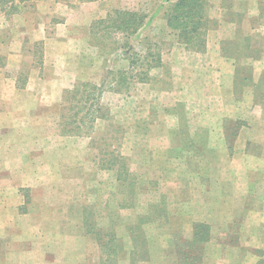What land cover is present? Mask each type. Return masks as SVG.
Wrapping results in <instances>:
<instances>
[{"label": "rangeland", "instance_id": "rangeland-1", "mask_svg": "<svg viewBox=\"0 0 264 264\" xmlns=\"http://www.w3.org/2000/svg\"><path fill=\"white\" fill-rule=\"evenodd\" d=\"M176 1L99 0L92 6L77 5L73 12V26H83L93 15L89 30L77 26L74 34L56 26V36L63 35L69 44L67 49H51L52 69L45 71L53 82L44 92L55 103L53 121L46 120L51 127L42 124L48 126L43 147L48 157L32 167L41 170L39 178L21 184L45 185L35 191V201L61 207L53 220L63 223L68 234L83 221L89 238L85 259L91 255V264H189L194 259L195 264H214L215 255H222L215 251L219 245L229 257L222 264H264V156L260 146L251 144L247 155L261 157L260 164L247 163L246 155L236 153L245 121L232 117L248 115L249 101L257 105L255 84L264 73V0H205L210 23L202 46L186 45L168 28L166 11ZM22 9L17 7L20 13ZM116 11L137 13L145 17L144 23L120 31L112 27ZM19 44L14 55L32 53L33 58L18 72L22 86L32 69L42 67L46 49L41 42L35 49H23L29 47L23 38ZM250 44L254 46L247 48ZM209 49H221L233 62L240 103L232 112L227 97L216 94L219 83L207 78L214 75L207 69ZM129 55L147 60L138 69L148 75L144 83L133 79L137 72L130 69ZM121 71L133 72L125 85L118 82ZM81 84L103 86V118L84 124L85 135L72 136L65 133L63 115L70 123L68 117L75 112L63 109L75 105L71 93ZM32 88L40 90L38 85ZM230 113L232 118L224 116ZM40 139L36 137V144L42 147ZM114 159L119 161L112 167ZM25 190L21 194H32V188ZM30 200L28 206L39 205Z\"/></svg>", "mask_w": 264, "mask_h": 264}, {"label": "crops", "instance_id": "crops-1", "mask_svg": "<svg viewBox=\"0 0 264 264\" xmlns=\"http://www.w3.org/2000/svg\"><path fill=\"white\" fill-rule=\"evenodd\" d=\"M97 3L89 0H0V264L93 262L89 261L92 260L91 255L85 259V241L87 242L89 238L85 236L83 221L75 223V226L79 227L69 235L64 231L66 228L63 227V223L60 225L59 221L56 223L53 220L54 213H61V207L53 209L46 202L35 201L39 197L35 191L39 188L45 189V185L35 188L33 185L21 184V181L35 182L41 170H32V167L42 165L48 157L46 151H43V147H46L45 141L47 142L44 136L48 126L51 127L53 121L51 109L55 103H52L51 96L44 92L46 85L53 82L45 71L48 67L52 69L51 49H67L69 44V40L62 39L63 35L56 36V26H63L67 32L73 33L77 31V26L82 27V30L88 29L87 25L92 21L93 15L90 14L86 18L83 26L82 23L73 26L75 22L73 12L77 5L92 6ZM17 7L23 8L21 13ZM52 24H55L54 28H51ZM21 38L29 46L23 49H35L36 42H41L43 49H46L42 67L32 69L30 77L22 86L18 72L27 58H33L32 53H28V57L14 55L13 49H19ZM208 55L207 69H211L214 75L211 74L207 78L219 83L216 94L221 98L227 97L226 107H230L232 112L240 103L235 97V76L231 71L234 67L233 62L222 56L221 49L214 51L209 49ZM203 66H206V63ZM37 85L40 89L38 93L32 88ZM221 86H226V89H222ZM19 97L24 99L20 105L17 103ZM56 101L59 102L60 99ZM247 108L248 115L242 113L236 117L232 116L236 121H245L239 128L237 143L240 145L236 148V153L246 155L247 163L250 160L259 163L263 159L247 155V146L250 144L260 146L261 155L264 156V109L252 101H249ZM56 110L58 113L60 109ZM224 116L232 118L231 113ZM46 120L51 122L47 123ZM42 124L49 125L42 127L44 126ZM213 130L216 128L209 132L212 133ZM221 130L222 126L218 132L222 133ZM257 134L260 136L258 139L255 137ZM36 137H41L39 141L44 142L42 147L40 143L36 144ZM21 149L25 153L20 154ZM36 152L40 156L36 157ZM234 162L235 160H232V163ZM30 187L31 195L24 194L25 192L21 194L22 189L27 188L28 191ZM31 197L34 202H39L37 203L39 205L28 206ZM80 212L83 214L82 209ZM219 246L222 248V245ZM218 247L215 251L222 255H215L214 264L227 263L228 255L224 254L225 257L223 248L219 247L218 250ZM55 254L58 256H54ZM207 260L212 261L210 257H207Z\"/></svg>", "mask_w": 264, "mask_h": 264}, {"label": "trees", "instance_id": "trees-1", "mask_svg": "<svg viewBox=\"0 0 264 264\" xmlns=\"http://www.w3.org/2000/svg\"><path fill=\"white\" fill-rule=\"evenodd\" d=\"M89 1H98V0H89ZM165 6H161L158 12L164 9ZM118 19L115 18L112 20V27L117 28L118 30H124L125 32L130 31L131 28L136 27L139 25L140 27L143 25L142 22L144 21L145 17L138 16L137 13H128L122 11L115 12ZM157 14V13H156ZM166 21L168 28L178 34L180 40H182L188 46H196L198 45H205L203 41V37L209 29L210 18L208 17V8L207 3L205 0H177L175 4L171 5L170 10L166 11ZM140 20V22H139ZM139 22V23H138ZM138 23V24H137ZM144 23V22H143ZM137 24V25H135ZM151 24V20L148 21L146 26ZM144 28V27H143ZM142 28V29H143ZM140 36V34H139ZM238 38L235 39V41ZM244 42H249L250 40H243ZM238 43V42H237ZM239 44V43H238ZM254 44L247 45V48H252ZM235 47L238 46L235 43ZM151 48V47H150ZM241 49H245V46L239 47L236 49L239 53ZM252 50V49H251ZM149 57H155L153 55H149ZM250 58H255V56L249 55ZM127 58L130 59V69L136 73V77H132L133 72L128 71H121L117 75L120 77L119 83L122 82L124 85L126 84L129 77H132L135 80H139L140 83H144L147 81V73L138 71V69H143V62L147 60L144 58L143 61L141 58L137 61L138 58H133L132 56H128ZM156 58V57H155ZM155 64L158 66L161 61L159 59H155ZM161 65V64H160ZM155 65L150 66L149 68H154ZM120 83V84H122ZM104 88L102 85L99 87L97 85L92 84H81L76 86L73 93H71V98L75 103L74 106H70L69 108L63 109L67 111H74L75 113L68 117V119H72L70 123L65 121L66 114L63 115V121L65 126V133L72 136H83L84 133L82 127L84 124H94L99 119H102V107H101V97L103 96ZM255 99L256 102L262 106L264 109V73L260 77L259 81L255 84ZM75 125L74 129H66V126ZM116 160L114 159V163L112 167H115ZM112 161V162H113ZM121 161V159H120ZM123 165V164H122ZM118 170V169H117ZM122 181V180H120ZM126 182V180H123ZM198 227H201L200 225ZM195 242V241H194ZM190 244L194 245L195 243ZM190 251V250H189ZM184 264H188L184 261ZM189 264H195V259Z\"/></svg>", "mask_w": 264, "mask_h": 264}]
</instances>
